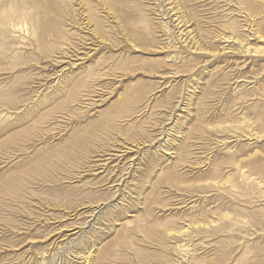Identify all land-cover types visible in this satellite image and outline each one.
<instances>
[{
	"label": "rangeland",
	"instance_id": "374dc122",
	"mask_svg": "<svg viewBox=\"0 0 264 264\" xmlns=\"http://www.w3.org/2000/svg\"><path fill=\"white\" fill-rule=\"evenodd\" d=\"M0 264H264V0H0Z\"/></svg>",
	"mask_w": 264,
	"mask_h": 264
},
{
	"label": "bare ground",
	"instance_id": "6f19581e",
	"mask_svg": "<svg viewBox=\"0 0 264 264\" xmlns=\"http://www.w3.org/2000/svg\"><path fill=\"white\" fill-rule=\"evenodd\" d=\"M230 39V38H229ZM242 178H243V180H244V182L245 183H247L248 184V181H250V178L249 177H247V176H244L243 174H242ZM251 183V182H250ZM68 229V232L69 231H75V230H77V229H82V226H72V227H70L69 226V228H67ZM67 229H64V231L63 232H67ZM87 263V262H86Z\"/></svg>",
	"mask_w": 264,
	"mask_h": 264
}]
</instances>
